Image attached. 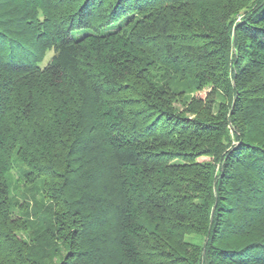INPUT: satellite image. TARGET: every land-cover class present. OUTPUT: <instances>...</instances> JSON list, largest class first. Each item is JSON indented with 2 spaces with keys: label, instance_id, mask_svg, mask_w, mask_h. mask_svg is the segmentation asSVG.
<instances>
[{
  "label": "trees",
  "instance_id": "16d2710c",
  "mask_svg": "<svg viewBox=\"0 0 264 264\" xmlns=\"http://www.w3.org/2000/svg\"><path fill=\"white\" fill-rule=\"evenodd\" d=\"M0 264H264V0H0Z\"/></svg>",
  "mask_w": 264,
  "mask_h": 264
},
{
  "label": "rangeland",
  "instance_id": "374dc122",
  "mask_svg": "<svg viewBox=\"0 0 264 264\" xmlns=\"http://www.w3.org/2000/svg\"><path fill=\"white\" fill-rule=\"evenodd\" d=\"M53 52H49L48 55H47V58L45 59L47 61V59H50V57L52 56ZM18 170L15 169L13 172H12V178L14 179V181H17V179L19 178L18 177ZM19 182V181H18ZM22 182L20 181V183L18 184L19 186V189L20 187L22 188ZM22 190V189H21ZM16 191V190H15ZM14 191V194H16V192ZM19 191V190H18Z\"/></svg>",
  "mask_w": 264,
  "mask_h": 264
}]
</instances>
